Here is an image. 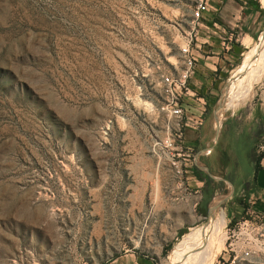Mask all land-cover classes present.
<instances>
[{"label": "rangeland", "instance_id": "374dc122", "mask_svg": "<svg viewBox=\"0 0 264 264\" xmlns=\"http://www.w3.org/2000/svg\"><path fill=\"white\" fill-rule=\"evenodd\" d=\"M198 1L0 0V264H175L176 245L223 211L214 264H264V214L246 194L225 180L197 192L172 165L188 144L163 77L182 71ZM263 36L208 112L217 131L264 98V59L244 77ZM172 184L181 217H197L163 243Z\"/></svg>", "mask_w": 264, "mask_h": 264}, {"label": "crops", "instance_id": "0c3cea01", "mask_svg": "<svg viewBox=\"0 0 264 264\" xmlns=\"http://www.w3.org/2000/svg\"><path fill=\"white\" fill-rule=\"evenodd\" d=\"M209 9L200 22L194 53L196 71L189 79L190 92L183 95L186 115L182 121L193 116H203L199 129L185 128V142L201 163L188 170V184L197 192H205L209 185L220 182L215 176L217 169L225 168L228 174H236L225 180L233 192L246 194L251 208L264 214V98L262 97L244 116L243 111L217 131L208 119L218 94L226 81L234 74L237 65L245 57L252 43L264 30V3L262 0H207ZM216 139V140H215ZM210 152L207 153L208 148ZM227 158V159H226ZM230 161L224 165L223 161ZM204 174L205 176H203ZM179 185L162 186L160 210L165 230L161 241H172L184 224L195 223L197 214L184 212L181 217ZM162 229V230H163ZM126 255L117 256L112 264H125ZM145 264L150 260L140 258ZM143 264V263H142Z\"/></svg>", "mask_w": 264, "mask_h": 264}, {"label": "built area", "instance_id": "2783aa9c", "mask_svg": "<svg viewBox=\"0 0 264 264\" xmlns=\"http://www.w3.org/2000/svg\"><path fill=\"white\" fill-rule=\"evenodd\" d=\"M209 9L207 0H199L192 13V21L190 32L187 34L186 43L181 47V57L183 59L184 66L182 71L167 74L163 77V82L165 86L166 100L168 102L167 106L170 107V112L175 115L178 119V133L176 134V139L182 141L185 135V128L190 127L198 129L203 124V116L198 117L193 116L188 118L190 124L182 121L186 115V108L183 105V95L190 92L189 79L196 71L197 59L194 53V46L196 43V37L198 28L201 20L203 19V14ZM173 152L172 165L176 176L180 180L188 182V169L191 166V162H197V157L192 154L190 147H185V145H178ZM210 150L208 148L207 153ZM217 180L220 177H215Z\"/></svg>", "mask_w": 264, "mask_h": 264}, {"label": "bare ground", "instance_id": "6f19581e", "mask_svg": "<svg viewBox=\"0 0 264 264\" xmlns=\"http://www.w3.org/2000/svg\"><path fill=\"white\" fill-rule=\"evenodd\" d=\"M262 1L264 3V0ZM258 51L259 54L257 58H254V54L249 55L244 65V69L246 70L244 77L246 74H249L250 79H252L253 73L257 70V67L261 66H259L258 63L264 59V36L262 46H259ZM210 219L209 224L202 228L193 229V231L188 233L184 239L176 245V253L174 255L175 264H191L193 262H197L198 264H214L215 258L222 248V236L220 237V231L226 223L227 215L226 212L223 211Z\"/></svg>", "mask_w": 264, "mask_h": 264}, {"label": "water", "instance_id": "95a60500", "mask_svg": "<svg viewBox=\"0 0 264 264\" xmlns=\"http://www.w3.org/2000/svg\"><path fill=\"white\" fill-rule=\"evenodd\" d=\"M216 114V113H215Z\"/></svg>", "mask_w": 264, "mask_h": 264}]
</instances>
